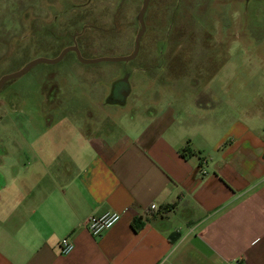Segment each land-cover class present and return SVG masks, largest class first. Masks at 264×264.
<instances>
[{"label": "crops", "instance_id": "1", "mask_svg": "<svg viewBox=\"0 0 264 264\" xmlns=\"http://www.w3.org/2000/svg\"><path fill=\"white\" fill-rule=\"evenodd\" d=\"M171 100L118 137L0 138V264H264V122ZM108 211L121 219L92 236Z\"/></svg>", "mask_w": 264, "mask_h": 264}, {"label": "rangeland", "instance_id": "2", "mask_svg": "<svg viewBox=\"0 0 264 264\" xmlns=\"http://www.w3.org/2000/svg\"><path fill=\"white\" fill-rule=\"evenodd\" d=\"M83 1L0 0V79L38 58L56 59L71 47L69 30L85 25L93 42L79 44L83 58L133 54L132 21L143 0H109L102 8L98 0ZM77 14L83 17L76 23ZM145 23L130 61L84 63L71 51L7 81L0 89V138L77 130L118 137L177 96L189 104L235 103L238 117L246 107L264 122V0H152ZM124 87L131 89L127 99L117 94ZM5 148L0 144V158Z\"/></svg>", "mask_w": 264, "mask_h": 264}, {"label": "water", "instance_id": "3", "mask_svg": "<svg viewBox=\"0 0 264 264\" xmlns=\"http://www.w3.org/2000/svg\"><path fill=\"white\" fill-rule=\"evenodd\" d=\"M148 1L149 0H145L144 6H143L142 11H141L142 30L139 33V35L137 36L135 51L133 54H131L129 56H124V57H116V58L102 57V58L87 60V59L82 57L78 46L73 45L71 47L66 48L56 59L38 58V59L30 62L27 66H25L20 71H18L16 73L9 74V75L1 78L0 79V89L4 86V84L7 81L14 79V78H17L19 76H22L23 74L27 73L32 67H34L35 65H37L39 63H57V62L61 61L65 57V55L70 51H74L77 54L78 59L84 63H95V62H100V61H130V60L134 59L138 55V52L140 49V38L144 32L143 14L147 8Z\"/></svg>", "mask_w": 264, "mask_h": 264}, {"label": "built area", "instance_id": "4", "mask_svg": "<svg viewBox=\"0 0 264 264\" xmlns=\"http://www.w3.org/2000/svg\"><path fill=\"white\" fill-rule=\"evenodd\" d=\"M152 209H157V204L151 205ZM122 214L118 211H108L101 215H90L86 221V227L89 233L98 237L101 236L106 230L112 228L120 219ZM74 242L70 237H66L61 241V253L69 254L74 249ZM241 259H236L229 264H241Z\"/></svg>", "mask_w": 264, "mask_h": 264}, {"label": "flooded vegetation", "instance_id": "5", "mask_svg": "<svg viewBox=\"0 0 264 264\" xmlns=\"http://www.w3.org/2000/svg\"><path fill=\"white\" fill-rule=\"evenodd\" d=\"M88 1V0H87ZM108 1L109 0H98V2L97 3H99L100 4V6H101V8L104 6V7H106L107 5H108ZM84 2H86L85 0L83 1V4H84ZM151 2H152V0H149L148 1V4H147V8H146V10H145V12H144V14H143V24H144V32H145V30H146V23H145V16H146V13L148 12V10L150 9V5H151ZM144 3H145V0H143L142 1V4H141V6L138 8V11H137V15H138V17H134L133 18V21H132V23L134 24V26H138V31L135 33V37H134V39H135V46H136V39H137V36L139 35V33L141 32V30H142V22H141V11H142V8H143V6H144ZM115 14H118V12L116 11L115 12ZM114 13H112V15H115ZM154 14V13H153ZM98 16V13H96L95 14V17H97ZM81 17H83V14H77L76 15V23H77V21L78 20H80V18ZM112 19H113V16H112ZM69 20H70V23H72L73 21V18L72 17H70L69 18ZM114 20H115V17H114ZM88 26L87 25H85L84 26V29L83 30H81L80 31V29H76V30H74V31H71V29L69 30V33H72L71 34V39H72V42L71 43H69V45H71V46H73V45H77V46H79V44H81V45H84V43H88V42H93V38H91V37H85L86 35L84 34L85 33V30H86V28H87ZM102 31H108L107 29H104V30H102ZM144 32H143V34H144ZM143 34H142V36H143ZM142 36H141V38H142ZM141 38H140V40H141ZM79 39L81 40V41H79ZM139 51H140V49H139ZM71 52V51H70ZM72 52H74V51H72ZM69 53V52H68ZM67 53V54H68ZM66 54V55H67ZM138 54H139V52H138ZM65 55V56H66ZM77 55V54H76ZM127 88L128 87H124L123 89H121L117 94H119L120 95V97L121 98H124V94H125V92L127 91ZM112 101H118V99H115L114 98V95H112Z\"/></svg>", "mask_w": 264, "mask_h": 264}, {"label": "trees", "instance_id": "6", "mask_svg": "<svg viewBox=\"0 0 264 264\" xmlns=\"http://www.w3.org/2000/svg\"><path fill=\"white\" fill-rule=\"evenodd\" d=\"M183 154L186 156H189V155L195 154V151L192 150L191 148H188V149L186 148V149H183ZM139 224H142V223L141 222L137 223L136 221V224H135L136 229L140 228L141 225Z\"/></svg>", "mask_w": 264, "mask_h": 264}]
</instances>
